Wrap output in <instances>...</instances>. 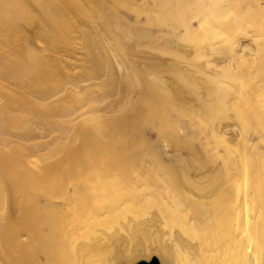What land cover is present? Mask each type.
Wrapping results in <instances>:
<instances>
[{
    "label": "bare ground",
    "instance_id": "obj_1",
    "mask_svg": "<svg viewBox=\"0 0 264 264\" xmlns=\"http://www.w3.org/2000/svg\"><path fill=\"white\" fill-rule=\"evenodd\" d=\"M153 260L264 264V0H0V264Z\"/></svg>",
    "mask_w": 264,
    "mask_h": 264
},
{
    "label": "clouds",
    "instance_id": "obj_2",
    "mask_svg": "<svg viewBox=\"0 0 264 264\" xmlns=\"http://www.w3.org/2000/svg\"><path fill=\"white\" fill-rule=\"evenodd\" d=\"M236 47H238V44L236 43ZM254 50L250 47H244L239 55L247 54H253Z\"/></svg>",
    "mask_w": 264,
    "mask_h": 264
},
{
    "label": "water",
    "instance_id": "obj_3",
    "mask_svg": "<svg viewBox=\"0 0 264 264\" xmlns=\"http://www.w3.org/2000/svg\"><path fill=\"white\" fill-rule=\"evenodd\" d=\"M138 264H157L155 260L151 261L150 263L139 262Z\"/></svg>",
    "mask_w": 264,
    "mask_h": 264
}]
</instances>
